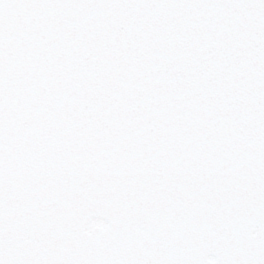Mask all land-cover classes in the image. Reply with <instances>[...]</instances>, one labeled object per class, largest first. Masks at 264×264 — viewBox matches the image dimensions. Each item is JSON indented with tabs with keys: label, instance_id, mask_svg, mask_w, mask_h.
I'll return each instance as SVG.
<instances>
[{
	"label": "snow or ice",
	"instance_id": "obj_1",
	"mask_svg": "<svg viewBox=\"0 0 264 264\" xmlns=\"http://www.w3.org/2000/svg\"><path fill=\"white\" fill-rule=\"evenodd\" d=\"M0 264H264V0H0Z\"/></svg>",
	"mask_w": 264,
	"mask_h": 264
}]
</instances>
